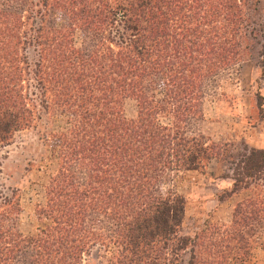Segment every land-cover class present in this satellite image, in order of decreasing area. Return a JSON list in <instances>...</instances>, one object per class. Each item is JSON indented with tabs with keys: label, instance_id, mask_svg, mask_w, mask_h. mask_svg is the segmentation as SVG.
Listing matches in <instances>:
<instances>
[{
	"label": "trees",
	"instance_id": "16d2710c",
	"mask_svg": "<svg viewBox=\"0 0 264 264\" xmlns=\"http://www.w3.org/2000/svg\"><path fill=\"white\" fill-rule=\"evenodd\" d=\"M21 27L33 61L18 55ZM251 56L264 74L260 0H0V147L40 113L67 125L50 134L61 168L36 211L46 222L31 236L0 228V264H83L94 248L112 250L108 264H178L194 246L180 233L184 201L158 183L219 158L186 125L202 116L205 82ZM127 98L134 119L123 115ZM243 163L234 185L248 187L264 150ZM17 206L4 199L0 209Z\"/></svg>",
	"mask_w": 264,
	"mask_h": 264
},
{
	"label": "rangeland",
	"instance_id": "374dc122",
	"mask_svg": "<svg viewBox=\"0 0 264 264\" xmlns=\"http://www.w3.org/2000/svg\"><path fill=\"white\" fill-rule=\"evenodd\" d=\"M260 5L264 15V0ZM19 8L16 11L23 16V3ZM36 18L33 22L39 23ZM52 20L57 26L65 23L60 13ZM23 31L21 27L18 55L33 61L36 49L24 43ZM84 33L79 29L74 32L76 47L83 44ZM259 61L258 56L246 57L207 80L202 116L186 125L187 135L216 145L219 158L198 171L167 172L158 183L162 193L177 194L184 201L180 233L194 246H188L178 264H264V171L249 179L248 187L234 185L235 178L243 177V161L250 152L264 150V74ZM19 66L25 69L23 61ZM122 110L127 119L136 118L133 99H125ZM38 117L33 127L16 131L7 145L0 147V205L4 199L18 203L16 211L0 209L11 219L0 221V228L14 226L24 236L36 234L46 222L37 219L36 211L45 203V188L51 177L61 168L50 134L67 127L59 115L40 113ZM111 255V249L94 248L83 264H108Z\"/></svg>",
	"mask_w": 264,
	"mask_h": 264
}]
</instances>
